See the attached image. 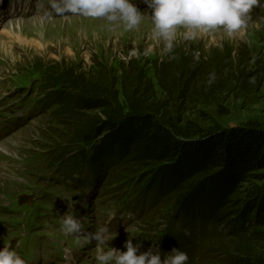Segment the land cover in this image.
I'll use <instances>...</instances> for the list:
<instances>
[{
  "label": "rangeland",
  "instance_id": "obj_1",
  "mask_svg": "<svg viewBox=\"0 0 264 264\" xmlns=\"http://www.w3.org/2000/svg\"><path fill=\"white\" fill-rule=\"evenodd\" d=\"M133 2L145 19L124 31L122 23L79 15L44 19L38 0H0V250L11 245L26 264H97L96 241L61 231L70 201L77 218L86 217L89 232L111 229L115 238L109 247L126 251L132 239L140 244L138 254L167 250L162 218L170 212L156 220L133 218L131 194L118 193L129 178L120 175L126 179L121 185L103 181L85 192L58 172L56 160L77 161L81 149L90 155L91 148L75 142L73 127L82 124L80 118L64 117L56 104L41 106L50 78L62 89L61 82L93 83L108 71L123 114L130 111L125 99L130 86L159 115L179 108L187 118L207 113L228 128L264 123V2L253 8L242 33L229 37L218 30L188 40L178 33L171 53L151 36L152 10L142 0ZM147 48L152 51L145 56ZM72 164L67 165L77 162Z\"/></svg>",
  "mask_w": 264,
  "mask_h": 264
},
{
  "label": "trees",
  "instance_id": "obj_2",
  "mask_svg": "<svg viewBox=\"0 0 264 264\" xmlns=\"http://www.w3.org/2000/svg\"><path fill=\"white\" fill-rule=\"evenodd\" d=\"M97 78L69 79L62 89L50 78L41 103L82 122L73 127L74 139L90 155L81 149L77 164L55 159L71 187L87 192L103 181L121 185L125 176L118 193L131 194L134 218L170 212L162 218L166 252H186L187 264H264V123L228 128L207 113L187 118L179 108L159 115L130 86L125 99L132 112L123 114L111 73Z\"/></svg>",
  "mask_w": 264,
  "mask_h": 264
},
{
  "label": "clouds",
  "instance_id": "obj_3",
  "mask_svg": "<svg viewBox=\"0 0 264 264\" xmlns=\"http://www.w3.org/2000/svg\"><path fill=\"white\" fill-rule=\"evenodd\" d=\"M152 10L153 28L151 36L163 42L164 51L171 53L176 46L178 33L183 38L195 39L200 34L214 33L222 30L229 37L242 33L252 20L251 12L261 0H142ZM38 7H44V19L79 15L93 19H104L113 25L122 23L124 31L137 29L145 19L133 0H44ZM152 49H145L147 56ZM135 55V52L132 53ZM199 60V53L194 54ZM214 78V75H213ZM211 82V81H210ZM62 216L61 231L66 236L83 239L87 243L96 241L97 264H187L189 257L186 252L173 249L162 255L155 248L139 252L140 244H133L132 239L125 242L126 251L109 247V242L115 236L105 225L89 232L82 221L73 211L74 204ZM19 242L17 243V247ZM163 256V259H162ZM0 264H26L25 259L6 245L0 250Z\"/></svg>",
  "mask_w": 264,
  "mask_h": 264
}]
</instances>
